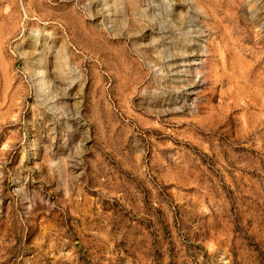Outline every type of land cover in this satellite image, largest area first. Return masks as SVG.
<instances>
[{
  "label": "rangeland",
  "instance_id": "obj_1",
  "mask_svg": "<svg viewBox=\"0 0 264 264\" xmlns=\"http://www.w3.org/2000/svg\"><path fill=\"white\" fill-rule=\"evenodd\" d=\"M0 264H264V0H0Z\"/></svg>",
  "mask_w": 264,
  "mask_h": 264
}]
</instances>
